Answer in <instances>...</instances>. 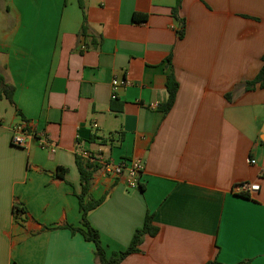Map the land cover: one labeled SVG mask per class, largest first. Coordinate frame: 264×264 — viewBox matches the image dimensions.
<instances>
[{"label":"crops","instance_id":"1","mask_svg":"<svg viewBox=\"0 0 264 264\" xmlns=\"http://www.w3.org/2000/svg\"><path fill=\"white\" fill-rule=\"evenodd\" d=\"M263 55L264 0H0L15 87L0 100V264H98L67 226L82 228L78 157L96 167L90 195L105 198L87 219L108 256L147 214L158 229L119 264H264V89L246 87ZM18 125L36 136L25 147ZM244 181L260 190L234 193Z\"/></svg>","mask_w":264,"mask_h":264},{"label":"trees","instance_id":"2","mask_svg":"<svg viewBox=\"0 0 264 264\" xmlns=\"http://www.w3.org/2000/svg\"><path fill=\"white\" fill-rule=\"evenodd\" d=\"M136 17V15H135ZM87 20L84 19L82 25L81 33L82 35L86 34L87 31ZM182 34V33H180ZM263 64L258 72V74L252 79L248 80L246 87L248 90L254 89L256 85L264 89V55L262 56ZM0 100L6 98L12 101L15 87L3 81V78L0 76ZM166 86L168 90V99L163 105L164 111L168 112L175 100L176 92L178 90V82L175 79L174 75L170 73L167 76ZM77 165L80 171V183H81V192L77 194L79 199L80 209L82 211L81 224L82 228H75L71 225H67L72 230H79L86 240L92 241L96 246V258L98 264H119L125 257L134 252H138L139 246L142 243L146 235H155L158 231L157 227L154 226L152 222V215L147 214L145 218L144 225L141 228H138L129 244V246L122 251L113 252L111 255H107L106 249L103 246L99 230L90 224L87 219V214L91 209L97 207L105 197L93 198L90 195L91 181L93 173L96 167L92 165L89 161H84L81 157L77 158ZM246 197V196H245ZM15 212L21 214L25 212V209L22 207H15ZM206 264H224L217 259L208 261Z\"/></svg>","mask_w":264,"mask_h":264},{"label":"built area","instance_id":"3","mask_svg":"<svg viewBox=\"0 0 264 264\" xmlns=\"http://www.w3.org/2000/svg\"><path fill=\"white\" fill-rule=\"evenodd\" d=\"M120 83H122L119 80H114L113 85L117 86ZM115 98V95L112 96ZM33 137H36L35 134H33L28 128H25L24 126L18 125L14 128L13 136H12V144L20 147H25L28 145L29 140ZM41 146L43 148L50 149L51 151L56 150V146L54 143L46 136H44L41 139L40 142ZM257 161L255 158L249 159L250 164H255ZM125 169V165L123 164H108L107 165V171L112 172L115 175H122L123 171ZM143 170V164L140 160L135 159L131 166L128 168L129 175L132 178L133 185H136V179L140 176L141 172ZM262 175H264V171L262 172ZM260 190V184L258 182H250V181H244L236 184L233 188V192L246 197H252L254 193L258 192Z\"/></svg>","mask_w":264,"mask_h":264}]
</instances>
